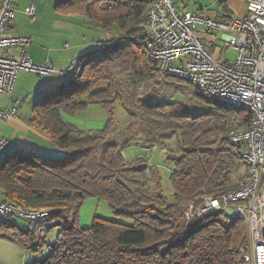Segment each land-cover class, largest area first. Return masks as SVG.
Listing matches in <instances>:
<instances>
[{
	"label": "trees",
	"instance_id": "trees-1",
	"mask_svg": "<svg viewBox=\"0 0 264 264\" xmlns=\"http://www.w3.org/2000/svg\"><path fill=\"white\" fill-rule=\"evenodd\" d=\"M55 10L78 14L91 27H116L118 35L95 40L65 81L34 104L30 123L59 154L0 156V200L47 212L23 230L13 222L22 218L0 221L13 232L10 241L40 256L27 264H246L244 220L222 210L188 222L183 216L188 204L235 190L247 172L228 138L235 109L186 81L189 94L208 111L189 115L180 107L183 80L161 74L145 50V0H63ZM99 81L107 86L95 90ZM118 102L130 118L122 128L113 115ZM93 103L108 115L101 130H80L61 119ZM133 143L166 151L167 195L156 166L142 158L124 161L121 150ZM90 198L104 201L114 219L94 217L81 227L80 208ZM51 229L56 235L47 242Z\"/></svg>",
	"mask_w": 264,
	"mask_h": 264
},
{
	"label": "built area",
	"instance_id": "built-area-1",
	"mask_svg": "<svg viewBox=\"0 0 264 264\" xmlns=\"http://www.w3.org/2000/svg\"><path fill=\"white\" fill-rule=\"evenodd\" d=\"M145 1L149 11L145 44L148 56L161 74L190 82L202 94L235 109L228 138L237 145L240 159L248 167L235 190L206 196L198 206L188 204L185 221L198 219L210 210H222L244 220L248 244L243 261L264 264V0H244L243 17L222 20L182 11L172 0ZM12 5V0H3L0 6V93L5 95L12 94L19 71L47 75L71 69H58L48 60L42 64L32 62L25 51L30 39L6 35V25L14 16ZM26 13L34 19V6H29ZM196 26L207 32L229 33L223 47L235 52L233 60L213 57L197 36ZM16 115L15 107L0 109V119ZM7 142L0 132V154ZM46 215L43 210L20 208L0 200V221L4 223L13 217L36 221Z\"/></svg>",
	"mask_w": 264,
	"mask_h": 264
},
{
	"label": "crops",
	"instance_id": "crops-1",
	"mask_svg": "<svg viewBox=\"0 0 264 264\" xmlns=\"http://www.w3.org/2000/svg\"><path fill=\"white\" fill-rule=\"evenodd\" d=\"M60 1L63 0L32 1L29 6L33 5L35 8L34 19L26 13L28 7L26 6L24 8L26 15H28L32 22H27L26 29L15 30L13 21L10 20L6 25V35L28 37L30 43L25 47V51L32 62L42 64L48 60L54 66L62 69L64 66H66V68L71 66L79 56L89 51L94 46V41L97 40V37H93V39L84 37L83 40L77 37L75 38L74 28L76 23L82 24L85 19L80 15L78 16L82 17L84 20L75 17L76 15L58 14L55 10V5L60 3ZM178 1L182 3L181 6L177 3ZM172 2L182 11H188L215 20L227 19L234 16L241 18L246 13L244 0H215V4H212L211 7L205 6L204 8L202 4H199L198 8L194 10H189L187 4L183 0H172ZM2 3L3 0H0V6ZM50 13H53V17L52 20L49 21V27L52 31L57 33L56 38L51 36L50 32L45 34L34 28L46 24V22H48L46 18L51 16ZM9 30L10 32H8ZM60 32L64 33L62 34ZM195 32L205 45L204 47H206L213 57L222 58L220 53H218L216 42H218V40L223 41L229 33L224 31L207 32L201 26H196ZM107 33L115 37L118 35L116 27H111L110 30H107ZM58 34H61V36ZM60 39H62L63 43H60ZM57 43L58 45H56ZM60 44H63V49H59ZM56 54H60V56ZM69 71L37 75V78L34 80L30 78V72L19 71L17 73L13 89L15 101L9 105H0V109L6 110L15 107L17 110V115L15 117H11L8 120L0 119V132L2 136L8 140V144L3 153L22 151L24 153H38L51 156L59 154V151L51 144L49 138L38 128L34 127L30 121L33 118L34 104L38 102L39 97L44 93L54 90L56 86L65 81L70 74ZM106 86L107 83L105 81H99L95 86V90L104 89ZM24 101H30V103L25 105ZM60 116L64 123L72 124L78 127V129L85 131L101 130L105 127L104 125L108 119V115L104 108L94 103L88 105L85 110L78 111L71 116L66 114ZM94 217L110 220L114 219L108 205L104 201L90 198L87 199L80 208V226L83 228L89 227Z\"/></svg>",
	"mask_w": 264,
	"mask_h": 264
},
{
	"label": "rangeland",
	"instance_id": "rangeland-1",
	"mask_svg": "<svg viewBox=\"0 0 264 264\" xmlns=\"http://www.w3.org/2000/svg\"><path fill=\"white\" fill-rule=\"evenodd\" d=\"M32 1L36 2L37 0H12L13 2L12 9L14 10V16L12 18V21H13L15 30L16 29H26L27 22L29 21L32 22L31 19L28 17V15H26L24 11V8L26 6L29 7ZM183 1L187 4V7L189 10H194L198 8L199 4H202L204 8L205 6L211 7L212 4H215V0H183ZM177 3H179L180 6L182 5L180 1H178ZM50 14L51 16L46 18V20H48L46 24H42L34 28L39 32H44L45 34H47V32H50L51 36H54V38H56L57 33H55V31H52V29L49 27V21L52 20V17H53L52 16L53 13H50ZM75 17H78L81 20H84L82 17L78 16V14ZM84 21L82 22V24L76 23L75 28H74L75 38L77 37L78 39L83 40L84 37L88 39H93V37H97V40H103V38L105 39L109 36H112L107 33V30L102 29V28L88 26L86 22ZM6 32H7V28L5 29V33ZM8 32H10V30ZM60 33L63 34L64 32H60ZM58 35L61 36V34H58ZM66 41L69 42L68 40ZM60 43H63L62 39H60ZM56 45H58V43ZM216 46L218 49V53H220V56L222 57V59H225L228 61L233 60L235 52L230 49L226 50L223 47V41L218 40V42H216ZM59 49H63V44H60ZM56 55L60 56V54H56ZM65 68L66 66H64L62 69H65ZM37 75L38 74L30 72L29 76L32 80H34L37 78ZM179 82H180L179 83L180 86H184V90L182 91L183 92L182 96L180 95L177 97L180 102L179 104L180 107H182L183 110L187 112L189 115H200L208 111L204 102L193 98L189 94L190 90L186 87L187 84L184 81L183 82L179 81ZM14 101H15V98L13 96V92L11 95H5V94L0 93V105L1 106L9 105ZM24 102H25V105H28V103H30V101H24ZM113 113H114L113 115H114V120L116 123V128H119V127L122 128V127L127 126V124L130 121V118L128 116V113L119 104V102L115 104ZM168 148L170 149L175 148L174 141H171L170 143H168ZM121 151H122L123 159L126 162L133 161L136 158H142V159H145L148 162V164L156 166L162 178L161 182H162L163 192L166 195L170 192L168 175L170 173L171 166L165 161L166 151L164 150L163 147H160L157 145L153 147H147L141 144L133 143ZM13 222L19 229L23 230L29 226L30 221L22 218V219H14ZM10 230H11L10 228H3L0 226V264H27L29 262H32L34 259H37L40 257V256L35 257L30 252L25 251L20 245L16 244L13 241H10L9 237L13 234V232ZM55 235H56V230L51 229V231H49L47 234V238H46L47 242L53 241L55 238Z\"/></svg>",
	"mask_w": 264,
	"mask_h": 264
}]
</instances>
